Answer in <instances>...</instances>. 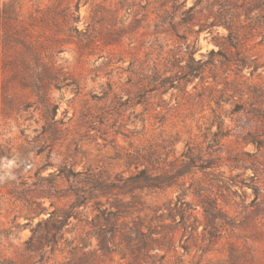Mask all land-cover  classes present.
<instances>
[{"label":"rangeland","instance_id":"rangeland-1","mask_svg":"<svg viewBox=\"0 0 264 264\" xmlns=\"http://www.w3.org/2000/svg\"><path fill=\"white\" fill-rule=\"evenodd\" d=\"M4 13L0 264H264V0Z\"/></svg>","mask_w":264,"mask_h":264},{"label":"trees","instance_id":"trees-1","mask_svg":"<svg viewBox=\"0 0 264 264\" xmlns=\"http://www.w3.org/2000/svg\"><path fill=\"white\" fill-rule=\"evenodd\" d=\"M16 21L17 20L13 17L11 18L8 13H6V14L4 13L3 15L0 14V24L1 23H2V25L5 24V27H8L7 25L11 24V22H16ZM15 31L19 32L17 30H15ZM8 35H9V33H7L6 29H5V31L3 30V32H1V29H0V40H3V43L5 46H6V44L9 43V41L11 39V37ZM4 45H3V47H4ZM4 50H5L4 48H3V51L1 50V44H0V78H1V74L2 75L6 74V68H5L6 65L5 64H6L7 60H6V58H4V56H5ZM2 56H3V58H2ZM1 62L3 65L2 68H1Z\"/></svg>","mask_w":264,"mask_h":264}]
</instances>
